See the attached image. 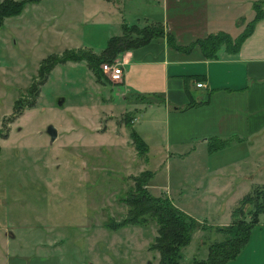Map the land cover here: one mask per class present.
<instances>
[{
    "label": "rangeland",
    "instance_id": "rangeland-1",
    "mask_svg": "<svg viewBox=\"0 0 264 264\" xmlns=\"http://www.w3.org/2000/svg\"><path fill=\"white\" fill-rule=\"evenodd\" d=\"M75 2L80 0H25L20 13L0 21V264H33L35 254L59 256L60 264H159L158 249L150 247L155 219L117 228L106 222L128 214L124 197L134 191V175L141 170H154L159 184L170 174L177 190L179 180L195 188L193 178L177 158L163 163L164 124L155 106L114 95L112 81L97 79L85 59L58 62L48 73L45 66L39 70L47 56L87 49L77 43L85 11L68 10ZM243 7L245 26L253 12ZM110 18L118 21L121 15ZM126 115L132 117L129 125ZM48 123L58 130L53 141L45 131ZM131 130L143 140L144 153ZM248 154L255 157V148ZM254 187L264 189V183L253 182L248 192ZM148 188L164 195L159 186ZM217 193L213 202L198 191L189 210L201 220L220 221L227 209L219 207L223 192ZM197 221L205 227H197L181 248L180 264L205 258L209 244L223 237L217 226Z\"/></svg>",
    "mask_w": 264,
    "mask_h": 264
},
{
    "label": "crops",
    "instance_id": "crops-1",
    "mask_svg": "<svg viewBox=\"0 0 264 264\" xmlns=\"http://www.w3.org/2000/svg\"><path fill=\"white\" fill-rule=\"evenodd\" d=\"M251 1L80 0L68 9L80 10L82 15L85 11L83 38L77 43L86 44L96 53L105 47L109 36L122 32L125 22L161 26L160 36L130 49L122 80L110 82L114 95H128L131 99L146 101L150 107L155 106L164 124L162 153L165 159L161 157L162 161L177 158L178 163L185 164V175L193 178L195 188L188 190L179 180L178 190L172 189L170 174L162 184L156 183L152 169L148 186L161 187L163 194L178 207L214 226L231 221L232 204L238 202L253 182L264 183V13L253 23L236 52L221 46L214 58H206L198 44L188 51L171 45L167 34L173 36L176 45L183 47L217 30L235 36L244 28V21L240 19L245 13L243 6L253 12ZM113 14H120V20L112 22ZM196 81L203 85L197 86ZM207 96L206 102L187 105ZM212 138L227 142L212 149L209 147ZM245 144L249 148L238 152ZM200 147L204 153L197 152ZM250 148H255V157H249ZM198 191L203 193L200 195L204 201L213 199V202L217 201V191L223 192L219 207L227 210L220 221L201 220L189 210L192 205L188 202L200 196ZM31 259L33 264L45 261L60 264L59 256L55 255L35 254ZM89 263L94 264V261ZM225 264H264V206L245 245Z\"/></svg>",
    "mask_w": 264,
    "mask_h": 264
},
{
    "label": "trees",
    "instance_id": "trees-1",
    "mask_svg": "<svg viewBox=\"0 0 264 264\" xmlns=\"http://www.w3.org/2000/svg\"><path fill=\"white\" fill-rule=\"evenodd\" d=\"M25 0H2L0 1V21L5 16L15 15L21 12ZM264 0L251 1L253 14L245 22L243 30L235 36L224 30L208 32L205 36L197 38L195 41L185 47L176 45L173 42V36L167 34L171 45L177 48L190 50L198 44L203 55L206 58L217 56L218 49L225 46L226 50L236 52L240 43L249 33L253 23L260 18L264 9L262 4ZM162 28L159 24H146L139 26L136 23L122 24L120 34L109 36L105 47L96 53L91 49L81 48L78 50H65L58 56H47L42 60L40 71L45 66L47 73L58 62L65 60H82L85 59L88 66L93 70L97 79L100 81H110L102 72L100 64L104 61H112L116 55L126 49L135 48L142 44L152 41L162 34ZM44 61V62H43ZM45 64V65H44ZM196 76V75H195ZM46 76L43 77V81ZM103 79V80H102ZM41 81V82H43ZM208 101V96L204 100L192 101L187 105L199 104ZM130 117V118H129ZM128 118V125L131 116ZM130 136L136 143L137 150L144 153L145 144L138 132L130 131ZM226 139L212 138L209 141V147L215 149L226 144ZM153 175L151 169H143L138 175H134V191L129 192L124 197L129 206L128 214L121 220H108L106 225L110 228H117L125 224H143L148 216L155 219L158 224L157 234L150 247L157 248L159 251V264H180L182 258L181 248L191 240L192 232L199 226L197 219L178 207L167 195L154 194L148 188L149 181ZM264 206V189L252 188L251 192H246L231 210V221L228 224L217 226L222 231L223 237L209 244L208 254L205 258L194 259L192 264H225L227 260L234 258L245 245L252 226L257 222L258 212ZM245 213L249 218H245Z\"/></svg>",
    "mask_w": 264,
    "mask_h": 264
},
{
    "label": "built area",
    "instance_id": "built-area-1",
    "mask_svg": "<svg viewBox=\"0 0 264 264\" xmlns=\"http://www.w3.org/2000/svg\"><path fill=\"white\" fill-rule=\"evenodd\" d=\"M130 49L119 52L112 61H104L100 64V68L104 75L113 82L121 81L124 72V65L130 57ZM197 86H202L203 82L196 81Z\"/></svg>",
    "mask_w": 264,
    "mask_h": 264
},
{
    "label": "water",
    "instance_id": "water-1",
    "mask_svg": "<svg viewBox=\"0 0 264 264\" xmlns=\"http://www.w3.org/2000/svg\"><path fill=\"white\" fill-rule=\"evenodd\" d=\"M63 97H59L58 99V104L60 105L62 103ZM45 131L50 135V141H53L58 134V130L56 125H54L53 123H48L46 125Z\"/></svg>",
    "mask_w": 264,
    "mask_h": 264
}]
</instances>
